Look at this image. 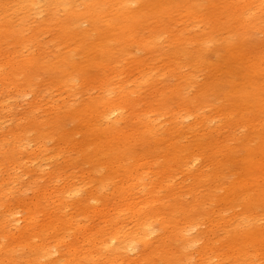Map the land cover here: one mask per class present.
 Wrapping results in <instances>:
<instances>
[{
	"label": "rangeland",
	"instance_id": "obj_1",
	"mask_svg": "<svg viewBox=\"0 0 264 264\" xmlns=\"http://www.w3.org/2000/svg\"><path fill=\"white\" fill-rule=\"evenodd\" d=\"M151 1L131 0L125 9H119L111 0H0V264H81L79 258L72 262L76 235L85 226H93L84 239L98 236L104 228L99 214L115 217L118 210L114 204H120L122 193L131 194L139 206L142 201L151 205L165 200L171 191L186 211L159 215L146 229L143 243L156 249L146 262L139 236L132 232L133 250L107 258L106 251L99 249L97 255L93 247V256L98 259L82 264H264L263 196L255 191L247 195L254 199L240 202L246 209L237 203L227 209L220 200L244 167L252 172L243 178L246 186L256 182L264 189V0H194L193 7H189L191 3L179 4L172 12L151 20L142 12L140 18L133 17L141 22L132 39H148L152 30L158 31L153 48L147 52L129 42L125 51L120 48L121 57L99 67L88 55L89 47L81 46L84 39L90 44L102 41L105 49L117 47L116 39L121 35L115 28L121 26L117 17L125 14L130 18L141 4ZM178 2L170 0V6ZM93 5L98 21L90 16ZM66 26H70L69 31ZM136 61H140L139 68ZM66 63L83 65L86 76ZM144 69L145 76L140 72ZM98 80L107 81L104 91ZM117 86H125L127 95L138 102V109L149 108V141H168L160 146L161 152H167L173 140L184 147L199 139L206 146L218 143V149L210 154L208 148L198 151L194 147L187 154L186 166L160 178L157 166H148L151 158L143 157L145 165L139 173L142 170L144 174L139 181L130 177L133 184L124 177L126 168L120 166L126 161L114 168L117 175L111 174L110 180L104 170L106 182L101 185L100 198L110 204L105 208L90 201L94 216L85 218L81 209V204L87 203L85 192L92 191L93 185L98 189L100 184L90 177L88 164L76 160L85 154L84 130L62 113L68 107L76 111L86 104L113 101L119 97ZM174 91L180 95H173ZM161 96L167 101L163 108L157 102ZM129 108L125 106L127 111ZM117 117L111 116V120ZM171 128H176L174 134ZM61 132L70 134L66 143ZM259 144V153L247 165L246 148L255 149ZM141 150L138 147L137 151ZM226 153L231 155L233 167L220 172ZM156 163L167 168L162 154ZM220 174L225 177H217ZM151 189L154 193L147 195ZM58 200L62 201L61 209ZM195 201L201 203L198 210ZM69 218L82 229L63 234L54 230L60 220ZM166 220L181 223L177 234L181 241L163 240ZM130 222L129 218L131 231L134 224ZM29 224L39 236L32 237L29 232V240L20 243L19 237L27 233ZM229 224L236 226L237 235L256 229L259 237L249 253L240 244L227 246L225 226ZM41 242L49 243V259L38 250ZM157 247L165 253L159 254ZM206 251L209 259L204 256Z\"/></svg>",
	"mask_w": 264,
	"mask_h": 264
},
{
	"label": "bare ground",
	"instance_id": "obj_2",
	"mask_svg": "<svg viewBox=\"0 0 264 264\" xmlns=\"http://www.w3.org/2000/svg\"><path fill=\"white\" fill-rule=\"evenodd\" d=\"M111 1L113 2L114 5H117V8L125 9V6H127L131 0H111ZM133 1H136V0H133ZM166 2H168L169 4L167 8L163 6V4ZM193 2L194 0H180V2L176 3L173 6H170L171 5L170 0H153L149 4H145V5L141 4L139 9L132 12L130 16L131 19L125 16V14L117 17L116 19L117 23L121 25L117 27L115 26V28H118V31H120L121 33L120 37L116 39V43L118 44L117 47L108 48L110 49L109 51L108 49H105L106 46L103 44L102 41L90 44L91 42L88 43L87 38L84 39L83 35L81 36V39H84L83 41L84 45L82 44L81 46L83 47V49L89 47L88 55H91L93 59L97 61V64L99 65V67H102V68L107 67V65L110 64L113 60H116L119 57H121L122 53L120 51V48H122V50L125 51L127 43L133 41L132 33L134 29L140 25V22H141L140 19L136 20L133 17L140 18V15H139L140 13L147 12L146 15H144L143 17L151 20L152 18L158 17L161 13L164 14L169 11L172 12L173 8L179 4L185 5L186 3H191L189 7H193L192 5ZM95 6L96 5H93V7L89 9V10H92V12H90V16L94 17L98 21L99 14ZM242 8H245V7H242ZM66 29L67 31H69L70 26H66ZM157 34H158V31L152 30L151 36L148 39H137L133 42H135L138 46H141L147 52H149L153 48L154 42L158 40L159 38ZM98 39L99 38L96 37L95 40H98ZM177 41H179L178 37H177ZM98 54H100V57ZM62 58L66 62V57L62 56ZM66 64L72 65L71 67L75 70H78L79 71L78 73L80 74L84 73L83 75L86 76V71H84L83 65L80 66L75 63L74 64L66 63ZM136 64H137V68H139L140 61H136ZM110 70L112 71V74H116V71H115L116 69L111 68ZM140 72L144 73V76L147 73L145 69L141 70ZM66 76L67 75L63 76V80L66 79ZM111 79L112 81H115L114 75L112 76ZM109 82L108 84L110 85ZM106 83L107 81L101 80L99 81L98 87L100 89H103L104 91ZM235 87L236 86L233 87V90L235 89ZM117 92L119 93V97H117L113 101H109L108 103L102 102L99 104L98 103L90 104V105L86 104L85 106L81 107L80 109L76 111L68 107V109H66L62 113V114H67L66 117H68L71 121H74L77 127L84 130L85 134L83 138L85 139V149L83 150V152H85V154L84 155L82 154L80 159H76V160L78 163H80L81 161L82 164H88L90 177L93 176V179H95L94 181L100 184V187H98V189H97V186L93 185L94 189H92V191L85 192V195H86L85 198L87 200V203L81 204L82 208L80 206V208L83 209V212L86 214V216H83L84 214L81 213L82 216L85 218H89L91 215H93L92 213L94 209L92 210L91 208H94V207L91 205L90 201H97L99 202L100 206H104L105 208H107L110 204V203L108 204L107 201L103 202L102 199L100 198L101 196L100 190L102 189L101 185L103 186V183L106 182L105 173L103 174L104 170L107 169V173H106L107 180H110L113 178L111 174H113L114 177L115 175H117V171H115L114 168L119 169L120 166H122L124 169L126 168L124 177H126L128 183L131 184L132 181L130 180V177L138 178V181H139V177L144 174L142 170L139 173V170L145 165V163L144 164L141 163L142 162L141 160L143 159V157L151 158V161L148 163V166L155 164L158 168V171H157L158 175L156 174L155 175L160 178L161 175L165 172H168V171L172 172L175 168L179 166L180 167L186 166L189 162L186 160L190 158L187 156V154L192 151V148L197 147L198 151L206 150L208 148L209 151H211L210 154L216 153L218 149V143L209 144L208 146H206L202 140L197 139V143L194 140L189 146L181 147L178 145L177 140H173L171 144V140H172L171 139L169 141L171 144L169 146V150L167 152H161L160 146H162L163 144H166L168 141L166 140V138H162L161 140L158 139L152 142L149 141L147 132H148L149 127L152 126L151 125L152 122L147 120V114H148L149 108H147V110H144L145 108L138 109L137 107L138 102L131 99L129 95H127L125 86L123 87L117 86ZM173 95H180V94L177 91H174ZM114 101L115 103H113ZM157 102L158 103L160 102L161 104L160 108H163L167 103V101H165V99H163L162 96L157 100ZM111 103L113 104L110 105ZM146 105L147 104L145 103L144 107H146ZM125 106L130 107L128 111L125 109ZM107 107H108V110H106ZM242 107L246 110L248 106L244 107V105H242ZM118 110H120V112ZM116 115L118 117L115 118L114 120H111V116H116ZM102 119H105L106 121L102 122ZM122 123H124V125H122ZM175 129L176 128H171L169 130L170 133L174 134ZM106 134H108V136L106 138V141L103 142L102 139L105 137ZM69 135L70 134L68 132H61L60 138L62 139V141H65L66 143L69 140ZM260 146L261 144H259L255 149L250 148V147L246 148V152L248 155L247 165L251 163L252 161H254V159H252V156L254 154L259 153ZM138 147L142 148V150L139 152L137 151ZM161 154L165 158V165L167 166V168L164 167V164L159 165L158 163H156L157 158H159ZM225 155L226 156H224V159L220 162L219 167H218V170L220 172H222L223 170L230 171V169H232L233 167L231 155L227 156L228 155L227 153ZM123 161H126V163L119 166V163ZM218 172H215V175ZM263 172H264V168H263ZM250 174L252 175L250 168L244 167L242 173L239 175L240 178L235 179L231 182V185L229 186L230 188L228 190H225V195L220 198L224 207H227V209H231L233 208V205L237 203L243 209H246L247 205H243L240 202L253 201L254 197L247 196L253 191L262 195L264 198V189L261 188L262 186L258 187L259 184H257L256 182L254 183L255 186L258 187V189L256 190H253V188H255V186L253 185L246 186L243 178ZM223 176H224L223 174H220L217 177L221 178ZM220 178H218V180H220ZM165 183L166 181L162 183L161 187H164ZM89 187H90V184H89ZM172 192L173 191H171L167 195L165 200L164 199L156 200L151 205L150 204L148 205L146 202L142 201L139 203V206L136 204L135 201L131 199V194H129L128 192L122 193L119 197L120 199L118 198V201L120 204L117 205V203L114 202L116 203L114 204L115 208H117L118 210L115 217L110 219L109 217L107 218L105 214H102V215L99 214L101 221L102 220L104 221L103 222L104 228H100V234L98 236H92L91 238L84 239V233L86 232L91 233L93 226H87V227L85 226L83 229L79 228L77 224L78 223L77 220H75L77 223L71 224L70 218L65 219V220H60L57 223V227L54 230L61 232V234H63L67 231L74 230V232H76L82 229V232L76 235L79 237L77 238L76 243L74 242L75 245L73 243L74 259L72 260V262L75 260L77 261L76 258H79L81 260V264L82 262H86V261L88 263L92 259L93 261L98 259V257L96 258V256H93V253H94L92 251L93 247H95L94 250L97 253V255L99 254V249H100V250L107 252L106 253L107 258H110V257L118 258L123 253L128 252L129 250H133V246H132L133 239H129L131 237L132 232L136 233L139 236L138 238L139 244L142 243L141 245L144 247V255H141V256H143V261L146 262L147 259H149L156 250V249L151 248L152 244L143 243V241L146 240L145 237H147L146 229L148 227H151V223L154 222L159 215H164L166 213H168L169 215H174L179 211H181L182 213L186 211L184 207L182 206V202ZM52 193L56 195L55 190L52 191ZM151 193L152 194L154 193V189L147 191V195H151ZM41 196L44 197V194H42ZM58 201H59V204L57 207L61 209L62 201L61 200H58ZM256 202L258 201L256 200ZM144 204L147 205L146 206L147 211L145 213H143ZM200 204L201 203H199V201H195L194 208L198 210V206ZM250 206L251 204L249 203L248 208H250ZM129 218L131 220L129 224H134V227H132V229L134 230H131V231L129 230L128 224H127V221L129 220ZM180 225L181 223L175 220L173 222L172 220L163 221V228L166 233V236L164 237L163 240H169L173 238L177 241H181L177 236V234L179 233ZM225 227L227 228L225 240L229 248H232L233 243L240 244V247L243 246L245 248L244 252L247 253L250 249L255 247L256 240L259 237V234L256 231V229L253 228L254 231L248 232L247 234H244V235L243 234L237 235L235 231L236 226L234 224H229L228 226H225ZM26 230H27V233L22 234L19 237L20 243L21 242L23 243L29 240V236H30L29 232H32V237L39 236V233L35 232V227L31 224H29ZM231 230H233V234L230 233ZM81 239L83 240L80 241ZM85 242L86 244L82 245ZM48 245H45V243L42 244L41 242V244L38 246V250L44 253V255L47 256V258L49 259L51 257V254L49 253V249H48L49 247H47ZM34 250H36V247L33 249V251ZM161 250L158 249L159 254L165 253L164 251H161ZM204 256L207 259H209V255L207 254V251L204 254ZM169 260H173V259L170 258ZM151 261L152 259H150L149 262L152 263Z\"/></svg>",
	"mask_w": 264,
	"mask_h": 264
}]
</instances>
